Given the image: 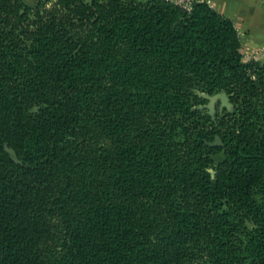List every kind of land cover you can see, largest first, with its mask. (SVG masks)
I'll list each match as a JSON object with an SVG mask.
<instances>
[{
  "label": "trees",
  "instance_id": "obj_1",
  "mask_svg": "<svg viewBox=\"0 0 264 264\" xmlns=\"http://www.w3.org/2000/svg\"><path fill=\"white\" fill-rule=\"evenodd\" d=\"M0 264H264V64L229 17L0 0Z\"/></svg>",
  "mask_w": 264,
  "mask_h": 264
},
{
  "label": "crops",
  "instance_id": "obj_2",
  "mask_svg": "<svg viewBox=\"0 0 264 264\" xmlns=\"http://www.w3.org/2000/svg\"><path fill=\"white\" fill-rule=\"evenodd\" d=\"M205 1L232 20L240 36L244 57L264 64V0Z\"/></svg>",
  "mask_w": 264,
  "mask_h": 264
},
{
  "label": "water",
  "instance_id": "obj_3",
  "mask_svg": "<svg viewBox=\"0 0 264 264\" xmlns=\"http://www.w3.org/2000/svg\"><path fill=\"white\" fill-rule=\"evenodd\" d=\"M201 97L205 98L208 102L205 105L199 106V108H207L208 112L210 114H214L215 112V103L220 102L219 111H221L223 108H226L227 110H230L232 105L230 104L228 97L226 96L225 92L220 91L218 93H215L213 95L208 94H199ZM218 142H214L211 145H217ZM212 160H214L216 163L221 162L224 159L223 152L216 153L210 156Z\"/></svg>",
  "mask_w": 264,
  "mask_h": 264
},
{
  "label": "rangeland",
  "instance_id": "obj_4",
  "mask_svg": "<svg viewBox=\"0 0 264 264\" xmlns=\"http://www.w3.org/2000/svg\"><path fill=\"white\" fill-rule=\"evenodd\" d=\"M28 5H30V6H33V5H35L37 2H39L40 0H24ZM174 1H177V2H181V0H174ZM190 1V0H189ZM216 104H218V107L220 106V102H216L215 103V107H216ZM214 107V109H216Z\"/></svg>",
  "mask_w": 264,
  "mask_h": 264
},
{
  "label": "built area",
  "instance_id": "obj_5",
  "mask_svg": "<svg viewBox=\"0 0 264 264\" xmlns=\"http://www.w3.org/2000/svg\"><path fill=\"white\" fill-rule=\"evenodd\" d=\"M188 2H190L189 0H181L180 3H184V4H187Z\"/></svg>",
  "mask_w": 264,
  "mask_h": 264
}]
</instances>
